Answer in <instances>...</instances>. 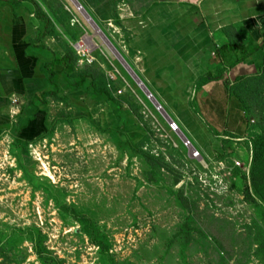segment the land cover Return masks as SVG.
<instances>
[{
	"label": "rangeland",
	"instance_id": "obj_1",
	"mask_svg": "<svg viewBox=\"0 0 264 264\" xmlns=\"http://www.w3.org/2000/svg\"><path fill=\"white\" fill-rule=\"evenodd\" d=\"M53 2L72 14L78 59L33 104L35 137H21L25 118L0 132V264H264V76L235 91L242 135L194 160L79 5ZM96 75L112 99L93 93Z\"/></svg>",
	"mask_w": 264,
	"mask_h": 264
},
{
	"label": "crops",
	"instance_id": "obj_2",
	"mask_svg": "<svg viewBox=\"0 0 264 264\" xmlns=\"http://www.w3.org/2000/svg\"><path fill=\"white\" fill-rule=\"evenodd\" d=\"M16 1L18 7L0 1V132L25 118L21 137L27 140L45 124L42 109H31L59 84L57 66L69 64L61 61L66 51L73 54L68 45L74 32L63 28L72 27L63 0L58 1L70 13L62 12L63 19L53 0ZM74 1L159 111L204 157L221 151L223 138L242 135L245 109L235 91L264 76V0ZM37 8L52 21L55 35L38 20ZM104 32H121L124 40L117 43ZM45 66L53 76L42 71ZM208 75L218 79L196 86Z\"/></svg>",
	"mask_w": 264,
	"mask_h": 264
},
{
	"label": "trees",
	"instance_id": "obj_3",
	"mask_svg": "<svg viewBox=\"0 0 264 264\" xmlns=\"http://www.w3.org/2000/svg\"><path fill=\"white\" fill-rule=\"evenodd\" d=\"M0 1L8 2L14 5L15 7H18L20 5V2L16 0H0ZM36 17L38 18V20H41L45 23L46 32L48 31L52 35H55L52 21L44 13L41 12L40 8H37ZM75 59H76L75 56L71 52L66 51L64 54V58L62 59L61 62L67 65L71 60L75 61ZM46 69L47 68L45 66L42 68V71L49 73V76L54 75V73L48 72ZM85 77H87L85 74L81 75L80 82L76 83L74 86L78 89H82L83 83L85 81ZM89 78H91V88L94 94L96 95L102 94L106 96L108 99H112V91L109 88V81L106 79L104 75L89 76ZM213 79H218V77H211L208 75L199 78L196 82V86H199L202 82H207ZM47 97H49L48 93H44L41 95L42 100H45V98ZM133 107L134 106H131L132 109Z\"/></svg>",
	"mask_w": 264,
	"mask_h": 264
},
{
	"label": "built area",
	"instance_id": "obj_4",
	"mask_svg": "<svg viewBox=\"0 0 264 264\" xmlns=\"http://www.w3.org/2000/svg\"><path fill=\"white\" fill-rule=\"evenodd\" d=\"M78 8V9H77ZM76 9L81 12V7L78 6ZM77 47L79 49H81L80 51H78L77 53L79 52H84L85 47L84 45L81 44H77ZM151 98V97H150ZM157 111L160 110V107L157 106ZM166 124H167V127L169 129V131L174 134V136L179 140L180 142V145L184 148V150H186L188 156L194 160H201L202 159V156H201V152L198 151L194 146L193 144L191 143V141L186 138L182 133H181V130L179 128V126L173 122L171 119L168 118V120L166 121Z\"/></svg>",
	"mask_w": 264,
	"mask_h": 264
},
{
	"label": "water",
	"instance_id": "obj_5",
	"mask_svg": "<svg viewBox=\"0 0 264 264\" xmlns=\"http://www.w3.org/2000/svg\"><path fill=\"white\" fill-rule=\"evenodd\" d=\"M89 19V18H88ZM146 91V90H145ZM146 93L148 94L149 97H151V95L146 91ZM160 107V106H159Z\"/></svg>",
	"mask_w": 264,
	"mask_h": 264
},
{
	"label": "bare ground",
	"instance_id": "obj_6",
	"mask_svg": "<svg viewBox=\"0 0 264 264\" xmlns=\"http://www.w3.org/2000/svg\"><path fill=\"white\" fill-rule=\"evenodd\" d=\"M90 46V45H89Z\"/></svg>",
	"mask_w": 264,
	"mask_h": 264
}]
</instances>
